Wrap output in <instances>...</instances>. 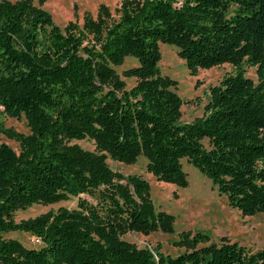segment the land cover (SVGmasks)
<instances>
[{
  "label": "trees",
  "instance_id": "1",
  "mask_svg": "<svg viewBox=\"0 0 264 264\" xmlns=\"http://www.w3.org/2000/svg\"><path fill=\"white\" fill-rule=\"evenodd\" d=\"M99 10L97 20L86 15L81 28L69 22L62 30L31 0L0 1V134L19 144L18 153L0 145V264H264V247L213 244L202 233L179 234L184 251L175 257L123 240L170 232L173 218L154 209L147 181L107 162L143 157L158 182L184 185L185 160L230 208L264 213V0H121L111 23ZM160 43L177 47L191 76L235 69L189 123L180 122L176 82L160 75ZM126 57L138 62L123 72L136 81L129 90L115 71ZM21 117L29 135L3 126ZM84 139L94 151L72 143ZM70 198H78L74 209L14 221L34 204ZM13 231L41 247L4 238Z\"/></svg>",
  "mask_w": 264,
  "mask_h": 264
},
{
  "label": "rangeland",
  "instance_id": "2",
  "mask_svg": "<svg viewBox=\"0 0 264 264\" xmlns=\"http://www.w3.org/2000/svg\"><path fill=\"white\" fill-rule=\"evenodd\" d=\"M40 1L31 0V5L49 12L53 23L62 30L69 22L81 28L86 15L97 20L99 9L102 7L107 9L109 15L105 17L106 23L116 22L120 17L121 0H42L41 4ZM88 40L87 42L92 44L91 37ZM159 49L161 53V60L158 64L160 75L176 82L173 90L183 102L180 108V122L189 123L202 117L209 101V89L217 86L223 77L234 74L235 69L228 64H223L209 69H199L196 76H191L185 61L177 56V47L160 43ZM137 65L136 59L126 57L122 65L115 67L117 75L125 83L126 90L131 89L136 81L133 78L124 77L123 72ZM244 69L245 75L257 83L255 69L247 66ZM3 126L15 133L30 134L24 117L20 120L5 118ZM72 143L78 144L84 150L94 151V144L91 140L84 139ZM1 144L9 146L16 153L19 152V144L4 134H0ZM107 162L115 172L124 176H140L147 181L150 187L149 199L154 209L163 211L173 218L170 232L157 230L148 235L128 233L122 237L123 240L139 248L146 247L154 253L159 245L160 252L172 257L184 251L183 248L175 245L182 232H191V235L205 234L210 238L209 243L213 244H218L222 238H225L253 253L264 247V213L244 217L238 210L230 208L226 196L219 194L211 180L185 160L181 161L186 175L184 185L158 182L152 174L146 171V160L143 157H139L134 164L114 163L110 160ZM80 197L91 201L86 195ZM77 201L78 198H70L68 201H59L49 206L34 204L26 211H17L14 214V221L18 223L35 218L49 211H56L60 207L74 209ZM3 236L5 239L18 241L26 248L41 247L34 242L30 234L25 232H7Z\"/></svg>",
  "mask_w": 264,
  "mask_h": 264
},
{
  "label": "built area",
  "instance_id": "3",
  "mask_svg": "<svg viewBox=\"0 0 264 264\" xmlns=\"http://www.w3.org/2000/svg\"><path fill=\"white\" fill-rule=\"evenodd\" d=\"M36 244H40V241L38 239H33Z\"/></svg>",
  "mask_w": 264,
  "mask_h": 264
}]
</instances>
